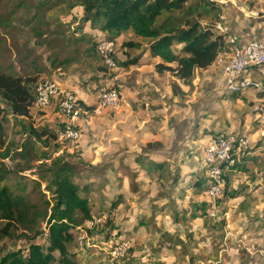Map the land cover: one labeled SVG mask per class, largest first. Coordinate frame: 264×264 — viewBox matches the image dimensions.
I'll return each mask as SVG.
<instances>
[{
    "label": "rangeland",
    "instance_id": "rangeland-1",
    "mask_svg": "<svg viewBox=\"0 0 264 264\" xmlns=\"http://www.w3.org/2000/svg\"><path fill=\"white\" fill-rule=\"evenodd\" d=\"M18 2L0 1V18L5 17L7 24L0 23V73L30 80L32 92L41 80H54L83 106H92L95 93L111 85L120 92L121 107L100 116L90 110L82 114L81 137L65 143L55 135L60 118L54 103L44 110L30 108L28 117H20L0 98V120L10 148L9 157L0 160V186L13 189L17 174L27 176L29 167L31 171L63 163L74 167L73 181L84 186L91 215L96 217L95 228L84 229L91 228L86 223L67 244L75 264H264V154L255 151L244 155V161L239 159L238 168L243 166L244 171L230 176L229 190L222 191L214 205V217L208 215L207 206L201 208L202 190L194 185L197 179L206 183L202 148L216 128L232 123L225 119L227 113H232L237 127L241 121L251 130L257 126L256 95L249 90L244 100L233 92L224 96V72L216 63L195 70L187 84L169 72L157 73L146 52L147 42L131 31L114 41L116 67L107 71L94 49L104 34L90 28L78 2L23 0L21 6ZM226 3L237 25L251 22L246 16L255 15L250 13L253 7L264 14V0L217 4L224 8ZM221 15L225 18L230 12H220L219 23ZM250 25L253 33L264 34V17ZM128 41L140 42L142 49L122 46ZM141 50L146 52L142 57ZM139 57L136 65L119 66ZM254 75L264 88V65ZM30 130L46 132L42 137L46 145ZM24 150H30V157H21ZM21 181L29 201L43 210L45 183L35 193L30 179ZM116 198L120 201L112 216L109 208ZM111 217V226L105 228L104 220ZM3 225L0 222V228ZM117 241H127L129 249L122 258L112 259L108 247ZM32 245L42 249L48 245L41 216L28 230L15 227L9 235L0 233V264L26 258ZM54 255L51 264H59Z\"/></svg>",
    "mask_w": 264,
    "mask_h": 264
},
{
    "label": "trees",
    "instance_id": "trees-1",
    "mask_svg": "<svg viewBox=\"0 0 264 264\" xmlns=\"http://www.w3.org/2000/svg\"><path fill=\"white\" fill-rule=\"evenodd\" d=\"M75 1L82 7L90 28L104 34L103 40L115 41L122 33L131 31L135 37L147 42L146 49L152 57L159 58L160 62L155 65L156 72H169L175 80L183 84L189 83L195 70H205L214 65L218 56L229 47L226 38L230 33L219 32L216 28L221 6L215 2L208 0ZM23 4V0H19L18 5ZM3 18L5 17L0 18V23L6 27ZM122 46L142 49L140 42H123ZM144 51L141 50V53L143 54ZM137 61L138 58H132L119 66L127 68L136 65ZM29 81L20 76L0 73V98L8 104L14 115L29 116L34 96ZM83 108L90 110L91 106H83ZM1 114L0 107V117ZM30 133L37 141H42L46 145L45 140H42L46 132L30 130ZM9 155L10 148L5 144V129L0 120V160L7 159ZM20 155L24 158L30 157V150H24ZM241 161L238 160L224 174L223 194L229 190L230 176L236 170L243 168V166L238 168L242 165ZM154 167L160 168V164H155ZM27 170H29L27 176L17 174L13 189L7 185L0 186V222L4 223L0 233L9 235L15 227L28 230L29 226L41 216L48 245L45 249L32 245L26 258L13 257L7 260L6 264H51L56 261L55 253L58 255L59 264H75L70 258L67 244L73 241L75 230L84 228L85 222L96 218L91 215L88 198L83 193L84 186L79 187L73 181L75 170L68 163L56 165L48 170L31 171L30 167ZM24 177L30 179L32 192L35 193H40V187L45 183L41 192L42 195H46L43 210L36 208L24 194L25 184L21 181ZM194 185L197 189L203 190L206 183L202 185L197 179ZM119 201L120 199L116 198L110 204L109 211L113 213L112 216L115 215ZM206 206L207 203L203 202L201 206L203 211ZM192 217H195L194 213ZM113 219L111 217L104 220L105 228L111 226ZM93 228L95 226L84 229ZM118 242L120 241L110 243L108 249Z\"/></svg>",
    "mask_w": 264,
    "mask_h": 264
},
{
    "label": "built area",
    "instance_id": "built-area-1",
    "mask_svg": "<svg viewBox=\"0 0 264 264\" xmlns=\"http://www.w3.org/2000/svg\"><path fill=\"white\" fill-rule=\"evenodd\" d=\"M208 1L221 2V0ZM216 28L220 32H227L221 23L216 24ZM228 41V50L218 56L216 64L222 65L224 90L227 93L242 94L249 90L255 92L257 102L253 111L256 112L257 146L252 147L247 136L242 133H216L207 138L201 153V167L206 176V186L202 196L207 203L208 215L212 217H214L216 200L221 197L223 191L226 171L247 153L259 151L264 154V88L251 77L253 69L264 65V41L254 38L241 44L235 35L229 36ZM115 49L114 41L101 40L95 45V54L107 71L116 67L113 57ZM52 103L55 104L60 118L55 134L57 140L65 143L77 142L81 137L78 119L89 110H84L83 104L76 96L71 91L63 89L58 82L43 79L35 87L31 107L44 110ZM120 107V92L114 86L104 85L93 96L90 111L93 115L100 116L106 112L117 111ZM94 221L95 219L87 221L84 226L90 223L92 227ZM128 249V242L120 241L110 246L109 254L112 259H120Z\"/></svg>",
    "mask_w": 264,
    "mask_h": 264
},
{
    "label": "crops",
    "instance_id": "crops-1",
    "mask_svg": "<svg viewBox=\"0 0 264 264\" xmlns=\"http://www.w3.org/2000/svg\"><path fill=\"white\" fill-rule=\"evenodd\" d=\"M225 11V12H224ZM222 14H228L229 12H230V15H227L225 18H223V16L221 15V19H223V21H221L220 23H221V25L228 31V32H230L232 35H235L237 38H238V40H239V42L241 43V44H244V43H246V42H248L249 40H251V39H262L263 41H264V34H261V33H258V31L257 32H255V33H253V30H252V25H250V24H252L253 22H254V20H255V18H258L259 16H261V17H264V14H261L260 13V11L258 12V10H257V8L256 7H253L252 9H251V11H250V13L252 14V13H255V15H249V16H246V19H250L251 20V22L250 21H247V23L246 24H239L238 23V25L236 24L237 22H234L235 21V17H236V15L234 16V18L233 17H231V14L233 13V10H232V7H230L229 6V4L228 3H226V5L224 6V8H222L221 7V11H220ZM224 19H226L225 21H224ZM117 40V39H116ZM147 53H148V55H150L149 54V52L148 51H146ZM146 52L144 51V53L143 54H141V56L140 57H142V56H144L145 54H146ZM151 56V55H150ZM140 57L138 58V60L140 59ZM152 59H154V65H156V64H158L159 62H160V60H159V58H157V57H151ZM138 62L139 61H137V63L136 64H138ZM213 66V65H212ZM155 67V66H154ZM211 67V66H210ZM210 67H208V68H210ZM207 68V69H208ZM257 69V68H256ZM254 70L255 69H253V71L251 72V74L253 75V79H257V77L254 75ZM226 91L224 90V96L226 95ZM252 94H253V96H255V93L252 91ZM237 95H239V94H237ZM237 95H235L234 96V99L235 100H238L239 98H238V96ZM244 95H248V91H246V92H244V93H242L241 95H240V97H241V99H243V96ZM244 100V99H243ZM246 101V100H245ZM249 102V101H248ZM231 114L232 113H227L226 115H225V119L227 120V119H230L231 121H232V123L229 125V124H224V125H222V126H219L218 128H216V131H217V133H228V132H233V131H238L239 133H242V134H244V135H246L247 136V138H248V140L250 141V144L252 145V147L253 146H255L256 144H257V137H256V134L254 133V131H255V129H256V126L255 127H253V130H251L246 124H243V122L241 121L240 122V124L238 125V127L237 126H235V124H234V119L233 118H231ZM244 116V115H243ZM242 120H244L243 119V117H242ZM253 120V119H252ZM251 124V123H250ZM249 128V129H248ZM246 130V131H245ZM254 134V135H253ZM206 140H207V138H206ZM206 140H205V142H206ZM205 142H204V144H205ZM149 144V143H148ZM147 144V145H148ZM249 153H247V155H248ZM250 155V154H249ZM250 158V157H249ZM155 164H158V163H151L150 162V166L151 167H154V165ZM154 168H156V167H154ZM157 169H161V167L160 168H157ZM203 191V190H202ZM88 198V197H87ZM89 201V200H88ZM119 204V203H118ZM117 207V206H116ZM90 212H91V210H90ZM150 264H152V263H150Z\"/></svg>",
    "mask_w": 264,
    "mask_h": 264
},
{
    "label": "water",
    "instance_id": "water-1",
    "mask_svg": "<svg viewBox=\"0 0 264 264\" xmlns=\"http://www.w3.org/2000/svg\"><path fill=\"white\" fill-rule=\"evenodd\" d=\"M252 14H255V13H252Z\"/></svg>",
    "mask_w": 264,
    "mask_h": 264
}]
</instances>
